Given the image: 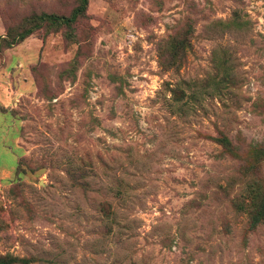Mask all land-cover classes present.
Returning a JSON list of instances; mask_svg holds the SVG:
<instances>
[{
	"label": "rangeland",
	"instance_id": "1",
	"mask_svg": "<svg viewBox=\"0 0 264 264\" xmlns=\"http://www.w3.org/2000/svg\"><path fill=\"white\" fill-rule=\"evenodd\" d=\"M75 4L0 0V36ZM74 34L0 49V255L264 264V226L229 203L264 186V159L246 169L251 149L264 156V0H88Z\"/></svg>",
	"mask_w": 264,
	"mask_h": 264
},
{
	"label": "trees",
	"instance_id": "2",
	"mask_svg": "<svg viewBox=\"0 0 264 264\" xmlns=\"http://www.w3.org/2000/svg\"><path fill=\"white\" fill-rule=\"evenodd\" d=\"M87 2L88 0H76L75 6L68 15L41 12L26 18L17 27L6 29L5 34L0 36V49H8L20 43L33 32L41 29L46 34L61 30L65 40L75 43V27L80 20L85 18ZM167 45V49L165 50L167 60L163 61L160 65L166 70L176 71L182 64L185 50L188 47L187 40L185 37L173 38ZM170 91L174 102L182 100L184 93L180 88L175 87ZM215 141L223 146L226 152H232L233 156L237 155V150L229 148V144L224 138H217ZM248 155L252 161L251 164H246V169H248L249 165H255L264 159V156H261L254 149H251ZM84 175H86L85 172L82 176ZM256 182L257 180L253 179L252 182L246 183L237 193L229 197L230 206L234 211L245 215L248 231H253L261 225L264 226V186L258 185L255 187L254 183ZM102 203H100V206L104 211L103 207L105 205ZM0 264H29V260L5 254L0 255Z\"/></svg>",
	"mask_w": 264,
	"mask_h": 264
}]
</instances>
